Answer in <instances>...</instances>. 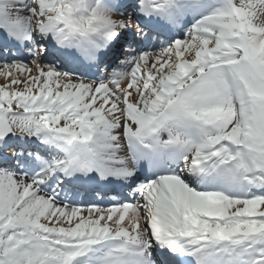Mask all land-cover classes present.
<instances>
[{
  "label": "bare ground",
  "instance_id": "6f19581e",
  "mask_svg": "<svg viewBox=\"0 0 264 264\" xmlns=\"http://www.w3.org/2000/svg\"><path fill=\"white\" fill-rule=\"evenodd\" d=\"M257 1L260 2V0H257ZM262 1H263L262 5L253 4L252 7L248 9V11L246 10L248 12L247 16L249 20H246L243 14L237 13L236 17L229 18L227 20H216V19L210 20L208 22V26L205 25L203 29L202 27L199 30L192 29V33H195V35L192 34L191 36H187L183 42L179 43L178 45L179 51L172 55L171 64H167L170 66L169 68H171V70L174 72L171 74H175L177 71H182V67H181L182 62L192 63L194 62L196 57H201V58L208 57L209 61L211 62L215 60H219L220 61L219 64H225V66L229 65L231 63V62H228L230 58L224 59L225 53H223L224 50L221 48L220 44L224 42L223 36H225L228 32H230L231 23L236 22V20H238V22L247 21V23L250 26L254 27V29H256L259 32L258 37L253 40L252 46H251L252 48L257 49L261 41L262 40L264 41V0ZM6 5H7L6 0H0V6L6 7ZM51 6H52L51 4L47 5L46 3L45 5L41 6L40 9H42V7H46V9L51 8ZM94 6L95 5L91 3L90 8L94 9ZM58 9L59 7L55 8L51 16L48 14H45L42 18V22L48 27H50L51 29L54 28L55 26L54 25L55 22L53 18H54V14L57 12ZM94 11H95L96 17L99 20L103 21V26H105L107 30L114 31L116 29L115 21L112 20L113 15L110 14L107 11V9H105L103 6H99ZM0 13H2L1 10H0ZM238 17H240V19ZM77 18H80V17H77ZM89 20L92 21L91 19ZM111 20L112 22L107 24V22ZM75 23H78V20H75ZM220 23L221 24L224 23V25H219ZM228 44L232 46V45H235L236 42L231 41V42H228ZM212 52L214 54H211ZM236 55L237 54L235 53H231V56H236ZM216 65L217 64H215V66ZM161 67L164 68L165 66L161 65ZM23 78H25V76L20 75V74L13 75V74H9V72L8 74H3V75L0 74V106H9L10 101L6 102V101H1V100L9 99V98L12 99V97H14L15 95L20 94L19 91L21 90L26 94H31V93L35 95L40 94L41 95L40 99H42V97L46 93L57 95L60 98L68 99V102L73 104V106L77 108V110H79L80 112H87V108L89 110L91 108L92 109L95 108L97 111L99 110L102 116L106 115V113L109 112L108 111L109 108L107 107V105H105L103 101L99 100L100 94L96 93L92 89H89L86 85L82 86L83 89L81 88L80 85L76 87L69 86L70 84H72L71 82L66 84L65 80L56 79L54 78L52 73L47 72V71L44 72L43 74L38 73L36 76H33L28 79L23 80ZM62 85L63 87H61ZM32 86H34V88H32ZM59 87L62 89L60 90ZM54 88H58V91H54ZM89 91L94 92L93 93L95 94L93 95L94 98H92L93 96L91 95ZM187 95H190V93L187 92L186 96ZM102 99L104 100L106 99V97ZM86 100L89 101L87 105H86ZM238 101H241V98L238 99ZM237 109H239L240 112L244 111L245 105L244 104L242 106L237 105ZM41 114H45V115H40V116L43 117L45 120H48V122L54 121L56 117V114H51V113L48 114V112L41 113ZM78 116L80 117V114ZM243 118H244V113L241 115L235 116V120L232 123V127H234L233 129L237 131H231V132H235L236 135H239V129L235 127L243 129ZM12 122L14 124V120H12ZM103 123L106 124V120H104ZM90 130H92V128H90ZM68 131L69 133H71V135L77 134L73 130L71 131L68 130ZM231 132H228V134L230 135ZM80 134H83L85 138L90 137L89 135L85 133H80ZM105 135H106V137H104L105 139H96V140H92L91 138L89 139V145H92L98 151V152L97 151L95 152H97L96 156H98L97 159L99 161L102 160V157L104 155H108V152H109L108 149L106 150L99 149L98 147V143H100L101 141L103 142L105 146H108L110 144L109 139L111 138L112 134L105 133ZM232 137H233L232 135H231V138L227 137V140H231ZM185 147H186V151L190 149L188 145H185ZM193 147L191 148L193 149ZM226 147L229 148V150L232 149V147L230 148V146H226ZM207 154L208 153H204V154L201 153L200 154L201 159L204 160V156ZM218 155H220V153L216 154L217 157ZM216 156L214 155L213 158L209 160L208 158H206L208 160V164L209 163L211 164V169L212 168L214 169L216 167V164H214L213 162ZM215 173L221 174V172H218L217 170H215ZM10 179L12 178L10 177ZM13 181L15 182L16 187L19 190L20 186L18 184L22 183V181L17 180L16 178L13 179ZM27 189L28 190L26 191V195L30 197L28 201L32 207L36 208V206H38L39 209L44 210V213H48L49 211H46L47 208H45L46 206L44 204L56 205V203H53V202L48 203V197L46 195H45L46 196L45 198L44 195H41L42 193H36L34 191L32 192V189L34 190V187L32 188L28 185ZM34 194H37V200L31 197ZM207 198H208L207 195L195 194L193 187L186 180L182 179L180 175H178V177L176 178H168V177L163 178L162 187L160 188V193L157 195V200L159 201V207L161 209L160 213L163 216L170 217L171 219L172 218L177 219L179 222H183V223H186V222L188 223L191 221L190 219L191 216L186 217L185 210L188 209L189 207H193L194 210L201 212L203 208L201 205L207 200ZM9 200H12L11 202H9L11 203V205L13 204V202H15L12 198H10ZM241 202L243 201L236 200L235 196L233 195L225 196L224 203L218 206L216 212L219 213V212H223L227 210L231 213L240 214L243 211V208H245V203H241ZM236 203L239 204V207H234ZM18 208L21 209L22 212L24 211L23 207H18ZM18 208L16 209L17 211H18ZM122 211L125 213V216L121 215V217L123 216V220H124L123 221L124 224L122 225L123 226L122 230L126 231L127 233L130 232L131 237L134 238L136 237L138 230L142 227L143 221L140 215L138 214V211H136L134 208H130V209L123 208ZM229 212H227V214H230ZM89 214L91 213L90 212L88 213V217L86 215L81 216V218L77 220L78 222L79 221L80 222L74 227L75 228L82 227L84 229V233L89 230H97L96 227H98V224L95 222H90V220H87V218H89ZM59 216H60L59 214H56V217H59ZM115 219L118 222L121 220V218H115ZM192 222L193 224H196V225L198 223L195 221H192ZM226 223L231 224L230 226L233 225L237 227L240 231H244L243 232L244 234H246V231H247L248 234L252 235L253 240H260L261 238L264 237V224H260L257 226L254 225L253 227H245V223H243V225H239V224L236 225L237 223H233V222L232 223L226 222ZM160 224H161L160 229L162 230L168 229L166 223H160ZM252 224H258V223H255V221H252ZM215 226L216 225L207 224V226H204V227L209 228L210 232L213 235ZM74 227H72L71 229L74 230L75 229ZM177 228L178 226L175 227V229ZM225 230L226 229H220L222 233L225 232ZM233 234L235 235V233ZM236 234H240V233H236ZM233 239L234 238L231 237L230 240L228 239V242L231 243L230 241H232ZM234 244H236L235 241H234ZM256 255L257 254L255 252L252 253L253 258L256 257Z\"/></svg>",
  "mask_w": 264,
  "mask_h": 264
},
{
  "label": "rangeland",
  "instance_id": "374dc122",
  "mask_svg": "<svg viewBox=\"0 0 264 264\" xmlns=\"http://www.w3.org/2000/svg\"><path fill=\"white\" fill-rule=\"evenodd\" d=\"M254 2H255V0H242L237 5L241 9H244L245 12H247L248 9H250L252 7V4ZM236 3H237V1H236ZM247 14H248V12H247ZM263 55H261V57L259 59V60H261V62L260 61H256V62L261 63L262 65H264V56ZM256 62H255V64H256ZM250 66H251V68H254V66H252V65H250ZM257 88L260 89V90H262L261 92H264V85H263V83L261 81H258L257 82ZM230 114H232V112ZM230 114H228V115H230ZM262 117L260 118V121L261 122H258L256 117L254 119V123H253V134L255 135V137H258L260 135L261 136H264V112H263V116ZM5 186H6L5 183H0V196H2L3 198L5 197L4 196L5 193L8 191L7 188H6L7 186L6 187ZM1 203L2 202L0 200V204ZM33 221H30V223L33 222ZM11 238L14 239V236H11ZM9 241L11 242V240H9ZM15 241H17V240L15 239ZM16 247H18V246L16 245L14 248H16ZM11 248H13L12 242H11ZM15 251L17 252V255H13V257H15V256L17 257V256H20L21 255V253H19L20 252V249L19 250H15ZM0 264H17V261L16 260H14V261L13 260H7V261L2 260V261H0Z\"/></svg>",
  "mask_w": 264,
  "mask_h": 264
}]
</instances>
